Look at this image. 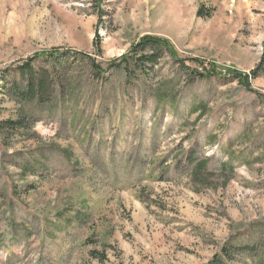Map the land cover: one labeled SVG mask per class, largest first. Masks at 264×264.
Instances as JSON below:
<instances>
[{
    "label": "rangeland",
    "instance_id": "rangeland-1",
    "mask_svg": "<svg viewBox=\"0 0 264 264\" xmlns=\"http://www.w3.org/2000/svg\"><path fill=\"white\" fill-rule=\"evenodd\" d=\"M145 36L180 63L95 78ZM54 49L48 100L16 103ZM5 121L0 264H264V0H0Z\"/></svg>",
    "mask_w": 264,
    "mask_h": 264
},
{
    "label": "trees",
    "instance_id": "trees-1",
    "mask_svg": "<svg viewBox=\"0 0 264 264\" xmlns=\"http://www.w3.org/2000/svg\"><path fill=\"white\" fill-rule=\"evenodd\" d=\"M196 15L198 16V18L199 17L203 18V16L200 13V10L197 11ZM93 46L96 50V53L100 54L101 48L99 43V37L97 35H96V39H94ZM148 46H157V47L161 46L162 48L167 49L166 51H168V53L171 54L172 56L171 58L176 60L173 55V50L169 46L167 41H164L159 38H152L149 36H145L140 38L138 42L131 47L132 49L130 48L129 50V52H131L130 54L120 56V59L118 61L111 62L104 69H102L98 64H95L96 63L95 61H90L89 64L93 69L92 72L95 74V78L96 79L100 78V76L106 74L109 70L112 69H121L128 79L131 78L134 79V75L132 74L137 72L142 74H147L145 68L143 69L144 65L146 64L154 65L156 64V61L158 59L155 54L137 57L138 54L137 50H140ZM65 55L67 54L64 53V51H61L59 49H54L51 51L34 54L31 58L23 61V63L14 70L15 79L18 81V85H13V98L15 102L19 104V103L32 102L36 100L38 104L45 103L48 100L49 92L54 85L55 77L53 76L52 73L50 74L48 71L44 69L42 71L35 70L33 67V63L39 60H46V59L51 60L53 61V63H55L59 57ZM87 61H89V59H87ZM176 62L180 63V61L177 60ZM198 66L201 67L200 64H198ZM261 67H262V61L258 65V68ZM213 70L214 69L212 68L202 69L203 71L202 73L199 74L196 72L194 74L196 76H200L201 78L219 74V73L213 74ZM255 73H256V69L251 71L250 76H252V79H255L256 77ZM228 75L230 76L235 75L233 76L235 80L239 81L241 84H245V86L247 84L245 82H247L248 79H250L249 75H244L241 73L237 75L236 73L230 72L228 73ZM24 117L26 118L25 115ZM18 121L24 123L26 119L21 118ZM19 122L5 121L3 123H0V134H3V136L9 135V128H12V126L15 124H21ZM195 166L197 167L195 171L197 169L200 170V167H198L197 163Z\"/></svg>",
    "mask_w": 264,
    "mask_h": 264
}]
</instances>
